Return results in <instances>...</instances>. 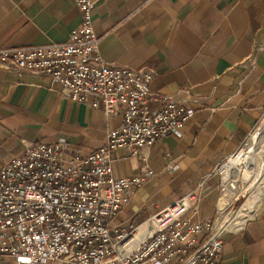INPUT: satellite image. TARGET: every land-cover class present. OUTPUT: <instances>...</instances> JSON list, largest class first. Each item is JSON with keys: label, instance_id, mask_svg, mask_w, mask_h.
<instances>
[{"label": "crops", "instance_id": "1", "mask_svg": "<svg viewBox=\"0 0 264 264\" xmlns=\"http://www.w3.org/2000/svg\"><path fill=\"white\" fill-rule=\"evenodd\" d=\"M93 1L101 59L150 72L152 94L170 95L194 110L180 138L158 140L135 156L117 150L116 178L147 170L152 175L112 226L143 232L151 216L201 183L202 194L187 217L212 220L219 183L215 168L240 149L264 117V0ZM79 23L73 0H0V49L64 43ZM59 91L47 77L0 71V169L28 144L62 140L87 154L120 125V118H106ZM224 205L219 203L221 210ZM250 220L224 236L218 264H264V200ZM0 264L16 263L0 256Z\"/></svg>", "mask_w": 264, "mask_h": 264}, {"label": "built area", "instance_id": "2", "mask_svg": "<svg viewBox=\"0 0 264 264\" xmlns=\"http://www.w3.org/2000/svg\"><path fill=\"white\" fill-rule=\"evenodd\" d=\"M80 23L59 44L0 49V71L52 79L61 97L120 125L103 146L82 154L65 141L28 144L0 169V256L16 264H218L224 236L245 194L239 181L224 180L230 162L253 142L259 124L240 149L214 170L219 177L215 217L193 221L203 183L151 216L145 229L112 226L122 207L151 175L116 178L119 149L132 156L169 136L180 138L194 110L172 96L151 93L153 75L107 65L93 29V0H73ZM156 107H150L151 102ZM264 118V117H263ZM262 118V119H263ZM236 193V194H235ZM223 209L219 203L229 198Z\"/></svg>", "mask_w": 264, "mask_h": 264}, {"label": "bare ground", "instance_id": "3", "mask_svg": "<svg viewBox=\"0 0 264 264\" xmlns=\"http://www.w3.org/2000/svg\"><path fill=\"white\" fill-rule=\"evenodd\" d=\"M252 141L253 142L246 148V150L240 153L235 160L230 162L231 170L229 174H227V176L224 178V180H229L233 182L243 180L247 190L251 189L253 183H255L257 179L261 178L262 175V172L257 169L258 163L256 161V157L264 153V122L262 123L260 128L258 127V132L255 133V135L252 137ZM262 185L263 179H261L259 185L256 186V189L260 190L257 203L255 205H251L248 204L249 201L246 200V204H243L242 206L244 207V209L241 207L240 211L236 212L237 218H234L237 220V223L233 224L234 226H242L245 220L252 218V216L257 212L258 208L264 200V192L261 190ZM230 199L231 196L229 195V198H223V200H221L220 202L230 203Z\"/></svg>", "mask_w": 264, "mask_h": 264}, {"label": "rangeland", "instance_id": "4", "mask_svg": "<svg viewBox=\"0 0 264 264\" xmlns=\"http://www.w3.org/2000/svg\"><path fill=\"white\" fill-rule=\"evenodd\" d=\"M264 122V118L262 120ZM259 124V128L260 126L262 125V122ZM257 133V132H256ZM255 139V138H254ZM256 161L258 163L257 165V169L260 170V172H262V175H261V178L257 179L255 181V183H253V186L251 189L247 190V188L245 187L244 185V182L243 180H239L240 183L243 185L242 187V190L240 191V194H245L244 195V198L240 200V202L238 203L239 204H246L245 201H249L248 204H251V205H255L257 203V199H258V195H259V191L258 189H256V186L259 185V182L261 179L264 178V153H262L260 156H257L256 157ZM262 168V169H261ZM236 175V174H235ZM237 176V175H236ZM246 188V189H245ZM262 190L264 191V187L262 188ZM246 201V202H247ZM243 204L241 205V207L243 206ZM240 207V208H241ZM244 209V207H242Z\"/></svg>", "mask_w": 264, "mask_h": 264}]
</instances>
